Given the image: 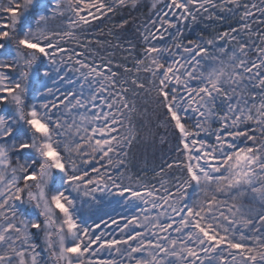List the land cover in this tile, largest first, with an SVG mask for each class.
<instances>
[{"label":"snow or ice","instance_id":"1","mask_svg":"<svg viewBox=\"0 0 264 264\" xmlns=\"http://www.w3.org/2000/svg\"><path fill=\"white\" fill-rule=\"evenodd\" d=\"M141 6L0 0V264H264V0H152L146 21L114 20ZM99 21L115 47L136 25L131 66L96 59ZM137 97L170 145L151 182L129 167ZM101 196L134 211L89 224Z\"/></svg>","mask_w":264,"mask_h":264},{"label":"trees","instance_id":"2","mask_svg":"<svg viewBox=\"0 0 264 264\" xmlns=\"http://www.w3.org/2000/svg\"><path fill=\"white\" fill-rule=\"evenodd\" d=\"M141 2L142 6L139 9L132 12L131 14H129V12L125 10L123 13H120L116 17H114V20L119 21L121 16L128 17L129 15H131V17L135 18L138 22L146 21L150 15L147 5H150V3H152V0H141ZM255 2L259 3V0H255ZM225 22L229 23V20ZM209 23L210 25H214V22L203 21L194 26L193 30L188 35L193 36L194 34H200V25ZM111 26V21L96 22L93 30L88 34L93 39H98L105 42L103 46L95 43L91 45V47L98 53L96 59L99 60L101 57H104L105 59L111 58L121 63H129V65L131 66V57H129L127 61L123 59V57L127 55V53L123 50V47H127L128 42L131 41L132 43L137 45L138 54L140 40L136 33V25H132L121 34L119 43L123 47H115L118 41L114 37L108 35V31ZM256 28H264V25L253 24V29ZM109 40L111 41V44L107 43V41ZM137 107L138 109H147L149 115H147L146 117L149 120L145 125L146 117H144L143 124L140 126V131H138L139 142L134 145L129 156V167L134 178L135 176H141L143 179L151 182L153 169L158 167L162 163L163 159L168 158L170 145L160 143V136L165 135V129L158 127L159 121L163 119L162 115L159 114V110L156 109L152 104H146L144 99L140 97H137ZM134 122L135 121L133 120V123ZM169 139L172 140V146H174V139H172L171 136H169Z\"/></svg>","mask_w":264,"mask_h":264},{"label":"rangeland","instance_id":"3","mask_svg":"<svg viewBox=\"0 0 264 264\" xmlns=\"http://www.w3.org/2000/svg\"><path fill=\"white\" fill-rule=\"evenodd\" d=\"M5 3H6V0H5ZM223 15L230 16V14H227V13H225ZM226 23L227 22H225V21L221 22V23L219 21H217V22H214V25L211 24L208 29H205V25H200L199 28H201V32L207 31L206 33H212L214 28L219 29V30H222V29L227 30L230 26L235 25L236 20L229 19V23H227V24ZM49 26L51 28H58V27H63L64 25H63L62 19L57 18L53 21H50ZM189 33H191V32H189ZM189 33H187V34H189ZM197 35H199V34H194L193 37H195ZM242 38L247 39V37H242ZM69 46H71V45H69ZM70 75H72V74L70 73ZM34 87H35V89H40L42 87L41 82H35ZM29 102H31V98H30ZM147 115H149V113H148V111L145 113L144 109H138V113L133 114V120L135 121L134 124H136L137 132L140 131V126L143 124L144 117H146ZM148 120L149 119L146 117L145 118V125L148 123ZM125 183H127V180H125ZM97 195H100V194H97ZM101 199L103 200V204L100 206L99 211H97L95 209V207L91 211H89V209L87 207H85V209L82 213V216L87 223L91 224L92 221H99L101 216H103L104 219H108L109 216L119 219L121 216L131 215L132 212L134 211V210H125L123 207L117 205L115 203V200H116L115 197H103V196H101ZM105 213H107V215H105ZM115 228H116V226L112 225L111 229L106 230L107 232H111V235L108 238H112V236H118L119 235L118 231H113ZM97 231H99V230H97ZM104 256L107 257L106 251L104 252Z\"/></svg>","mask_w":264,"mask_h":264}]
</instances>
